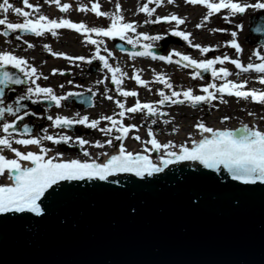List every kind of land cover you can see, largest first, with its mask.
<instances>
[{"label": "snow or ice", "instance_id": "6c2138e0", "mask_svg": "<svg viewBox=\"0 0 264 264\" xmlns=\"http://www.w3.org/2000/svg\"><path fill=\"white\" fill-rule=\"evenodd\" d=\"M60 10L67 11L70 7L68 4H60V0H51ZM163 0H147L138 11L144 13L151 18L156 12V7H150L149 4H155L157 7L162 4ZM169 4L174 3V0H167ZM26 8L38 12L39 6L29 3V0H22ZM185 3L190 5H202L207 11L202 17L201 23H197L195 27L201 28L204 22H207L215 13H220L222 10L227 11V15L223 18L228 20L229 17L242 15L251 9L253 12H260L261 15L253 17L256 20L255 27L252 31L258 34V37H264V0H185ZM9 10L13 11L24 18L22 23H11L5 18H0V26L5 29L4 36H8L12 32L31 33L36 37H41L45 33H50L53 37L57 36V29L66 28L75 30L80 33L87 43L96 46L94 57L85 56H69L64 52H55L47 44L43 48L54 57H62L69 62L84 61L91 63L92 59L101 62L103 69H106L111 74V83L115 85L118 95L122 97H138V93L134 90H125L121 85L123 78L127 75L123 73L120 67L113 66L109 63L108 57H112L113 53L104 47L103 51L107 55H101L100 45L102 40L93 39L92 34L97 37L119 38L126 40L128 44L136 48L139 45L140 51L130 53L132 57H150L153 60H161L167 63H176L177 65L192 68L191 76L193 79L202 78L203 73H210L213 81L219 79L224 81L217 85L215 82H210L201 87L203 94L197 95L193 93L192 88L183 89L180 91L174 90L173 85L163 74H158L155 79L163 84L166 89L170 90V94H166L163 90L158 91L161 97L155 103H141L137 98L134 105L126 107L121 100H115L116 106L120 109L118 113L113 115L101 116L99 119L89 120L87 115L80 116L79 113L75 117L63 115H47L46 119L51 121L53 128H70L73 125H83L87 128L97 129L105 136L110 137L105 141L99 140L90 142L83 137L76 136L75 138L66 135H50L47 129H42L43 135L31 136L32 128L28 124H24L22 130H18L17 122H22L26 116L32 115L39 117V113L30 112L25 109L22 101H31L32 104L47 102L49 106L61 107V102L68 100L70 97H77L82 102L93 104V97L96 95L92 89L87 91L91 96L85 98L83 92H66L57 95L52 87H42L37 83L40 78L48 79L42 73H38L36 67L31 65L24 57L17 56L10 51H0V118L6 114L11 115L14 119L11 122H0V131L4 133L0 136V175H7L10 183H0V225L6 222L10 217L6 214H14L15 219L30 222L35 226H39L43 221L54 215L58 201L66 196L77 194V190L61 187L60 191H56L54 186H60L62 181H99L104 182L98 187L118 186L121 183L122 174H129V180L132 185L140 187L143 185L146 178L153 177L156 174L163 173L170 165L180 164L182 162H192L195 165L202 166L204 169L211 170V173H221L223 170L230 177V182L221 183V177L209 174L207 175L215 185L223 193L228 194L229 203L234 207H239L242 203V198L255 191L257 187L264 186V130H260L255 126L241 125L240 128L231 130L228 128L220 129L208 127L203 121H198L194 127L201 134L200 139H191V143L175 144L169 140L167 143H161L157 140L151 127L148 128L147 140L141 141L139 135H134L133 139L140 141L144 147L142 151L132 152L126 149L123 141L128 137L133 130L138 131V126L135 124H124L123 118L126 114L131 113H146L154 118L167 116L166 112L161 111L158 106H163L166 102L173 105L183 104L185 102L192 106L201 103H210L213 100L219 99L221 103H226L223 99L225 94L235 96L237 98L248 99L264 104V91L255 89L244 91L242 88L246 85V81L241 83L228 80L231 75L226 67H215V65H224L226 61L235 66L241 72L254 71L259 74H264V41L259 43L253 55L259 63L249 62L246 65L242 64L238 58H230L228 55L215 56L208 59H193L191 56L183 54L175 49L171 50L167 55H158L153 51V41H159L165 35H173L187 42L190 47L198 49L201 54L209 53L213 50V46H202L199 43H193L190 39L191 33L177 30L173 28L165 34L149 35L148 33H137L135 22H125L124 16L121 13V5L115 4L114 12H106L100 10V5L93 2L90 11L95 13L97 17H107L110 24L107 27H89L83 22L75 23L68 19H50L45 15H38L35 19L30 18V13L21 7H14L9 0H3L0 3V12L7 14ZM86 8H80V11H85ZM160 22H175L181 25L185 20L176 14L157 15L154 19H145V24H157ZM239 30L243 29L242 24L236 25ZM213 31H226V29H213ZM134 33L135 38L128 34ZM231 39L226 41V45L235 50L237 55L241 54L243 49L237 40L238 32H231ZM20 39V37H17ZM146 41V42H143ZM29 48L34 47L31 43L25 41ZM173 57H176L174 60ZM251 60V58H250ZM16 69L17 72L9 71L8 69ZM137 72L139 70H136ZM19 73V74H18ZM64 74L62 69L53 68L52 75ZM22 74V75H21ZM107 79V77H105ZM131 79H134L137 85L147 87L148 82L143 80L140 75L134 74ZM103 80H98L97 83H103ZM259 82L264 84V75L259 77ZM69 84L73 82L68 81ZM28 85L26 91L22 95L16 96L13 103H5V90L13 85ZM63 88V85H59ZM219 94V95H217ZM106 99L112 100V96H106ZM158 105V106H157ZM23 111V114L21 112ZM47 111V109H45ZM251 114V113H250ZM116 117V118H114ZM228 116H224L222 121H227ZM108 121L109 124L105 127H99L101 121ZM169 120H163V123H169ZM156 123V119L152 120ZM175 131V129L173 130ZM14 133L17 138L13 141ZM116 133L114 139L119 141L117 151L109 155L102 152L100 155L106 159L100 161L98 158H92L90 153L84 148L85 145L92 144L97 148H104L105 145L112 146V134ZM191 136V134H189ZM50 141L53 145L58 144H77L86 159L77 158L64 159L63 153L57 152L55 155H49L52 149L45 147L43 142ZM13 142L16 145L29 146L34 145L38 151H21L13 147ZM150 146V147H149ZM4 149H8L14 154V158H8L2 154ZM155 152L156 158L153 159L151 153ZM139 178L132 180L131 178ZM51 190V191H50ZM111 190L117 194H126L128 189L123 187H112ZM264 193V188H262ZM135 194V193H134ZM188 200L192 206H196L200 200L198 192L193 188L190 190ZM47 201V202H45ZM131 213L136 212L133 205H129Z\"/></svg>", "mask_w": 264, "mask_h": 264}, {"label": "water", "instance_id": "95a60500", "mask_svg": "<svg viewBox=\"0 0 264 264\" xmlns=\"http://www.w3.org/2000/svg\"><path fill=\"white\" fill-rule=\"evenodd\" d=\"M202 173L211 170L182 162L140 187L129 174L103 188L99 181H62L56 191L63 186L77 194L61 198L39 226L6 214L0 264H264V186L234 207ZM211 175L230 182L223 170ZM193 188L200 196L195 207L188 200Z\"/></svg>", "mask_w": 264, "mask_h": 264}, {"label": "bare ground", "instance_id": "6f19581e", "mask_svg": "<svg viewBox=\"0 0 264 264\" xmlns=\"http://www.w3.org/2000/svg\"><path fill=\"white\" fill-rule=\"evenodd\" d=\"M178 0H174V3L169 4L167 2V0H163L162 4L160 6H156L155 4H149L150 7H156V12L153 14V16L151 18H155V16L160 15H169V14H176L177 16L183 18L185 20L184 24L181 25H176L175 22H172L171 24V28H176L177 30H181V31H186L191 33V36H195L197 37L198 40H200V36L205 33L206 27H211V25L213 24H217L219 22H224L225 19L223 18L225 15H227V11L226 10H222L220 13H215L213 16L211 17H215L214 19H212L211 21V17L209 18V20L207 22H204L203 26L199 29H197L195 27V25L197 23H201L202 21V17L206 14V9L202 6V5H190L185 3V0H181V2H177ZM3 0H0V3H2ZM42 2L44 7H53L52 10L56 11L55 15H59V16H63L62 13L67 12V11H63L61 12L60 8L57 7V5L55 3H52L51 0H29V3L38 6V4ZM93 2H97L100 5V10L101 11H106V12H114L115 11V4L119 3L121 5V13L124 16V20L125 22H135V26H136V31L137 33L140 32H144V33H148L149 35H154L153 32L151 31V29L153 28V25L151 23L149 24H145L144 21L145 19H151L149 17H147L144 13L139 12L138 9L139 7H141L144 3L147 2V0H60V4H68L70 5V9L73 12V14L78 17V16H84L85 12L87 13H91L92 11H90L91 5ZM254 2V0H250V3ZM46 5V6H45ZM17 7H25V5H21V6H17ZM86 8L87 10L85 11H80V8ZM195 7H198L195 8ZM51 9V8H49ZM178 10V11H176ZM191 11H195L193 14L189 13ZM179 13V14H178ZM232 19V17H229L227 21H230ZM106 21L110 22L109 18L106 17ZM211 21V22H210ZM110 24V23H109ZM108 24V25H109ZM228 25L229 22H228ZM92 27H102L101 23L98 22L97 26H92ZM58 35L54 37L53 43L49 44V43H42L39 46V49H30L27 44H22V42H18L16 41L15 43H13L11 45V47L14 50H18V56L24 57L28 60V62L33 65L34 67L37 68L38 73H42L43 76H49L52 75L51 74V70L53 68L56 69H62L65 72H68V76L65 77V75H60L59 73H57L56 75H52V81L55 83L56 87L58 86V82L62 83L61 85H63V88H58L59 91L57 92V94H63L67 92V88H70L68 86V81L70 80L69 77L75 76V85L70 88L71 90H81V87H79V81L82 83L86 82V79L88 78V76L84 73L83 74V65H82V61H75V62H69L68 60L62 58V57H56L55 59H53L52 56L48 51H46L43 48V45L47 44L51 47V49L55 52H64L69 56H84L83 55V51H82V43L78 41L74 42L76 44L73 43V35H76L75 31H72L71 33H68V35L66 37L62 36L60 34V31H57ZM130 37L135 38V34L134 33H129L128 34ZM202 38V37H201ZM17 39V38H16ZM191 39V38H190ZM193 43H199L202 46H213L214 43L208 42L207 44H203L200 43L198 41H195L193 38L191 39ZM227 41V40H226ZM146 42V41H143ZM71 46V47H70ZM94 46V45H92ZM60 47H64L70 51H64L61 49H57ZM101 55H107V53H105L103 51L104 47H107L112 53L113 56L110 59V64H112L113 66H117L119 64L120 69L122 70L123 73H125L128 69L132 70L133 72H136V74L140 75L141 78L144 80V78L147 79V76L144 77V71L146 69H148V67L154 66L155 68H158V70H155L154 68L152 69V71H150L149 76L151 77V80H148V86L146 87L148 90V94L152 95L153 97H151L148 101H154V100H159L161 99V97L158 95V91L159 90H163L166 94H170V90L166 89L164 87L163 84L159 83L158 81H156L155 77L158 74H163L165 77H167L169 79V81L171 82V84H175L173 85V89L178 91V85L179 83H173V80L176 78H178L179 80L182 81V77H179L180 73H177V71L172 70V72H168L167 71V67L156 63L154 61H152V59H150V57H141V56H136V57H132L129 56L127 54H123L120 52H116L115 50H112L110 45L106 42H103L101 45ZM4 42L2 41V38L0 37V51H5L4 49ZM95 48L96 46L91 49L90 52V56L93 57L95 55ZM80 49V51H79ZM175 49L176 51H179L183 54L189 55L191 56L192 54H195L194 57L198 56L200 51L198 49H195L193 47H190L187 42L183 41V44L179 47V46H170V48H168V52H170L171 50ZM44 51H46L47 53L45 54ZM224 55V54H223ZM221 55V56H223ZM173 59L175 60L176 57H173ZM195 59L200 60L199 57H196ZM116 61V64H115ZM176 64V63H174ZM176 67L179 68V70L183 71L182 67H180L179 65L176 64ZM136 70H139L138 72ZM237 71V70H236ZM239 72L237 71V74ZM106 74V75H105ZM109 73L107 72L106 69H103L102 72L94 75L91 74V76L87 79V82L83 85V89H98L96 92V96L99 94H106V92H104L107 88L105 86H102V83H97L98 80H102L103 77L107 76ZM173 77H172V75ZM43 80V78H40V82ZM47 82V81H46ZM45 82V83H46ZM125 83H127L128 81L125 80ZM192 82V81H190ZM37 83L38 80H37ZM182 84V83H181ZM41 85V84H40ZM42 87H51V86H47V85H41ZM54 89V91H56L57 89L52 87ZM169 90V91H167ZM142 93H144V91H142ZM141 93V94H142ZM116 100H121L122 102L125 100V97H122L120 95H118V93L116 92ZM97 102H104L101 101L100 99H96ZM115 101V100H114ZM110 101V103L112 104V106H107L104 107V105L102 104H97L98 107H101L100 109L98 108V110H91L90 109H86L83 107H78L76 106V109L73 108V106L66 104L65 103V109L63 110L61 109L60 112L61 115L63 116H69V117H75L77 113H79L80 116L83 115H87L88 117L91 118V116L93 117H97L100 118L98 115L100 112H105L106 110H111L114 107V103L115 102ZM47 109V108H46ZM163 111V110H162ZM165 112V111H163ZM46 113L48 115L49 114V110L47 109ZM188 112H186L187 114ZM194 114L193 113H189ZM197 118H202L198 119L197 121H203L205 123L206 126L208 127H213V128H220V129H224L225 126H229L231 129L233 126L235 125H225L222 124V120L220 121V119H217L214 116H211L210 118H207L206 115L205 116H200L197 115ZM156 119V123L153 124L152 126L155 127L157 130L161 131V132H168V133H172L173 132H177V136H173L171 139H168L167 142L169 140L173 141L174 143H176V137H179L178 139L180 140V142H182L183 140H185L186 138L183 137V135H185V137H187L189 134H191V136H188L189 138H193V139H200L201 138V134L199 133L198 130H194L193 129V134H192V130L188 129V124L184 125L183 130L184 133L180 132V127L177 125H173V120L171 119L170 123L164 124L162 122V117L159 118H154ZM90 120V119H89ZM153 119L150 120V122H152ZM239 122H237L238 124ZM241 123V122H240ZM248 125V126H255L257 128H259L260 130H262L258 125L253 124L251 122H242V125ZM144 125H145V133H147L148 131V126L149 124L147 123L146 120H144ZM151 127L152 131L154 130V128ZM228 128V127H227ZM175 129V131H173ZM119 146L116 145V147L114 148H108L105 146V150H101L99 152H95L93 154L90 153V155L92 156V158H98L100 161H103L104 159H106L105 156H101L100 154L102 152H106L109 155L113 154L115 151H117ZM126 148L130 147V142L126 141L125 144ZM129 151L132 152H137L139 150H131V149H127ZM64 159H69L67 157H64ZM71 158H77V159H81L84 160L85 158H81V157H75L72 156ZM153 159H155L156 157H152Z\"/></svg>", "mask_w": 264, "mask_h": 264}, {"label": "rangeland", "instance_id": "374dc122", "mask_svg": "<svg viewBox=\"0 0 264 264\" xmlns=\"http://www.w3.org/2000/svg\"><path fill=\"white\" fill-rule=\"evenodd\" d=\"M9 2L11 4H13L14 7L23 5L22 0H9ZM177 2L180 3L181 0H178ZM248 2H250V0H248ZM38 6H39V10L36 13L32 9H28V8L25 7L26 11H28L31 14L30 16L32 18H33V14L34 13H35L34 15H36V16H38V15H45V16H47L49 18H50V16H52L53 19H57V20L61 19V17L62 18L63 17H67L66 19L71 18V19H74V20H82L83 23L86 24L89 27H91L93 25L94 26H97L98 22L101 23L102 27H107L108 24L110 23V22L106 21V17H97L95 15V13H93V12H91V13L85 12V15L84 16H78V17H76L73 14V12L71 11L70 7H69L68 11L66 13H64V16H59V15H54L56 11L51 10V9H48V7L46 5H45L46 7H44L43 4H42V2H40L38 4ZM50 8H53V7H50ZM195 8L198 9V7H195ZM176 11H178V10H176ZM252 11L253 10L249 9V10H247V12L245 14H242V15L238 14L236 16H233L230 21L225 20L224 22H219L218 25L217 24H213V25H211V27L204 28V29H206V31H205V33H203L200 36V40H198L197 37H195V36H192L190 38L191 39L193 38L195 41H198L200 43H203L204 45L207 44L208 42L214 43L213 48L216 49V52L212 55V58H214L215 56H221V55L224 54V55H228L229 57L231 56V58L232 57L239 58L241 61H243L245 63L254 62V60H257V59L253 55V52H254L253 51V48H254V46L252 45V42L251 41L255 40V37L252 36L250 34V32H249L250 31L249 30L250 18H251ZM194 12L195 11H191L189 13L193 14ZM8 14H9V17L6 16L7 20L9 19L8 21H14V20H16L15 19V16H17L16 13H14L13 11L10 10V12H8ZM0 18H5V17L2 16V13L1 12H0ZM214 18L215 17H211L210 18L211 21ZM151 19H154V18H151ZM228 22H230V25H228ZM171 24H172V22L171 23H169V22H160V23H157V24H152L153 25V28L151 29V31L153 32L154 35L168 33V32H170V30L173 29V28H171ZM238 24H242L243 25V29L242 30H239V29L236 28V25H238ZM213 29H226V31H223V32L222 31H213ZM232 31H237L238 32L237 39H239V41L241 43V46H242V49H243L242 53L239 54V55H237L235 53V50L232 49L230 46H227L226 43H225L226 40L228 41V40H230L232 38L231 35H230ZM2 33H3V30H2ZM2 35L0 34V37ZM32 35L33 34H31L29 36H32ZM64 35L66 36V34H64ZM93 35L94 34H92V37H93ZM170 36H173V35H170V34L165 35L163 39H165L166 37H170ZM48 38H50V33H45L41 37L32 36L29 39L32 40V41L33 40L40 41L42 39L47 40ZM174 38L177 39V41H179V42L169 45L164 50V52H163L162 55H167L169 53L168 52V48H170V46H179L180 47L182 45V43H183L182 42V39L180 40V38L179 37H176V36H174ZM82 39H84V37ZM163 39H161V40H163ZM74 40L80 41L81 38L79 36H76L75 35L74 36ZM161 40H159V41H153L151 43L153 44V46H158V45H160ZM3 41H4V39H3ZM105 42H107L110 45V47L113 48V50H116L114 48V41L110 40L107 37V40H105ZM83 45H84L85 50H87L89 52V54H90V50L95 47V46H92L91 44L87 43V41L85 39L83 41ZM137 46H139V45H137ZM61 49L67 50L66 48H62V47H61ZM4 50L10 51L11 49H10L9 46H5L4 47ZM67 51H70V50H67ZM79 51H80V49H79ZM261 51H262V49H261ZM262 53H263V51H262ZM194 56H195V54H192L191 57L193 58ZM196 57H199V59H204L206 57H210V55H207V53L206 54L199 53V55L196 56ZM250 58H251V60H250ZM153 61H155V62H157L159 64H162V65L166 66L167 67V71L169 73L172 72V70L175 69L177 71V73H180L179 74V77H180V75H182V77H184V78L185 77H188V78H186V80L182 79V81L175 77V79L173 80V83H176V82L179 83V84H177L178 85V88H181V89L182 88H186V89L187 88H192L193 89V93L195 92V88H196V86L194 85L195 84V79H193L192 76H191V73L193 71L192 68L187 69V68L184 67V69H183L184 72H181V71H178L179 69H176V65H174L172 63H164L165 61L163 62L161 60H153ZM99 62L100 61H98L96 59H92V62L90 63V72H91V74H95V73L98 72L97 71L98 66H99L98 69L102 68V65H100ZM118 66H119V64H118ZM225 66L229 67L230 69H236L235 66H233L228 61L225 62ZM93 67H95V69ZM135 73L136 72L133 73V71H127V75L124 77V79H126V80L131 81V82L134 83V79H131V77ZM110 77H111V74L108 75L107 79H105V78L102 79L104 81L102 83V86H106V88H108V89L111 88L109 86H111L110 84H112ZM172 77H173V75H172ZM256 77H258L257 74H256ZM190 81H192V82H190ZM208 83L209 82H208V79H207L206 81L203 80L202 82H200V85L203 86L204 84H208ZM123 84H126V83L123 81ZM173 85H175V84H173ZM7 93H8V91H7ZM109 95H111L113 97L112 92H110L108 94V96ZM148 97H150V96H148ZM11 101L12 100L8 101V103H10ZM133 101H134V98H132V102ZM107 104H109V103H107ZM128 105H129V103H128ZM163 106L166 107V108H172L170 111H171V115L173 116V118H172L173 125L179 126L180 127V130L179 131L180 132H183V133H184V130H183L184 127L183 126L186 125V124L190 125V126H188V129L189 130H192V127H193L192 124L196 121L197 114H198V113H195L194 110H201L200 107L194 108V107H192L191 104H189L187 102H185L183 104H176V105H173V104H171L169 102H166V104L163 105ZM163 106H158V107L162 108ZM219 106L222 107L221 104H219ZM226 107H227L228 112H231L230 115H229L230 118H231V115L234 116L232 118L233 120L234 119L235 120H238V116L239 117H243V116L245 117L246 116L247 118H249L248 116H251L250 115V111L251 110L258 111L257 113L259 114V116H261V115L264 114L263 108L259 107L258 105H253L252 103H250L248 101H245L244 99L243 100L242 99H239V101L237 100V102H234L233 101V102L227 104ZM231 109H232V111H231ZM233 110H235L236 112L239 111V113L234 114L233 113ZM242 110L245 111V115H243ZM186 112H188V113L186 114ZM193 112H194V114H191V115L189 114V113H193ZM114 113H116V112L115 111H111V112L106 111V114L104 116H106V115H113ZM129 115L132 118L131 119V121H133L132 124H137L138 126H141L140 125L141 118L151 117L150 115H147L146 113H141V112L131 113ZM6 116H7V119H6L7 122H9L13 118L11 115H8V114ZM207 116L210 117L208 114H207ZM126 119H127V117L125 116L123 118V123L124 124H127L128 122H131V121H128V122L124 121ZM167 120L171 121V119H168V118H167ZM234 123L235 122L230 121L229 124H234ZM105 124L108 125L109 122L108 121H105ZM262 124L264 126V123H262ZM137 133L140 134L141 136L144 135V132H143V130L141 128L138 129V132ZM131 134H133V133H131ZM176 134H177V132H175V133L173 132V134L170 133L169 136H172L173 137ZM133 135H135V134H133ZM155 136L158 137V135H155ZM183 137L184 138H187V137H185V135H183ZM107 138L108 137L106 136V139ZM127 139H130L133 142V138H131L130 135H128ZM147 139H145V140H147ZM131 141H130V143H131ZM137 143H140V142H137ZM142 146H144V145H142Z\"/></svg>", "mask_w": 264, "mask_h": 264}, {"label": "flooded vegetation", "instance_id": "af4514ba", "mask_svg": "<svg viewBox=\"0 0 264 264\" xmlns=\"http://www.w3.org/2000/svg\"><path fill=\"white\" fill-rule=\"evenodd\" d=\"M35 135H38V132H37V131H35L31 136H35ZM15 138H17V135H13V141H14ZM43 144H44V145L50 144V141H44ZM13 147L18 148V149L21 150V151H26V146L16 145L14 142H13ZM27 147H28L29 149H34V147H36V146H34V145H29V146H27ZM77 148L79 149L80 147L78 146ZM34 151H38V149L35 148ZM2 154L5 155V156L8 157V158H14V154L11 153V151L8 150V149H4L3 152H2ZM49 155H50V154H49ZM4 182H5V175H0V183H4Z\"/></svg>", "mask_w": 264, "mask_h": 264}]
</instances>
